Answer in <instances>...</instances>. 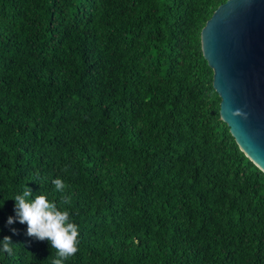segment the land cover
<instances>
[{
    "label": "trees",
    "instance_id": "1",
    "mask_svg": "<svg viewBox=\"0 0 264 264\" xmlns=\"http://www.w3.org/2000/svg\"><path fill=\"white\" fill-rule=\"evenodd\" d=\"M226 1L0 0V264H51L6 220L24 186L59 203L57 177L79 228L64 264H264V173L201 50Z\"/></svg>",
    "mask_w": 264,
    "mask_h": 264
},
{
    "label": "water",
    "instance_id": "2",
    "mask_svg": "<svg viewBox=\"0 0 264 264\" xmlns=\"http://www.w3.org/2000/svg\"><path fill=\"white\" fill-rule=\"evenodd\" d=\"M200 41L220 98V118L239 149L264 173V0L219 5Z\"/></svg>",
    "mask_w": 264,
    "mask_h": 264
},
{
    "label": "clouds",
    "instance_id": "3",
    "mask_svg": "<svg viewBox=\"0 0 264 264\" xmlns=\"http://www.w3.org/2000/svg\"><path fill=\"white\" fill-rule=\"evenodd\" d=\"M51 183L60 194L59 203L49 200L45 194H34L30 188L24 186L11 199L14 201V215L7 217L6 224H25L26 236L47 241L49 247L55 250L51 264H64L79 250V228L71 221L70 212L64 207L72 202L71 195L65 194L67 185L60 177L53 179ZM9 230L13 234L17 232L15 228ZM15 246L9 236L0 240V252L9 256L13 255Z\"/></svg>",
    "mask_w": 264,
    "mask_h": 264
}]
</instances>
